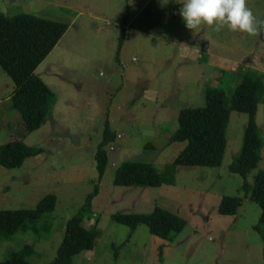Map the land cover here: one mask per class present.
Masks as SVG:
<instances>
[{"label":"rangeland","instance_id":"1","mask_svg":"<svg viewBox=\"0 0 264 264\" xmlns=\"http://www.w3.org/2000/svg\"><path fill=\"white\" fill-rule=\"evenodd\" d=\"M248 6L261 20L264 0H248ZM182 7L177 0H0L5 14L24 11L68 23L34 70L56 97L38 128H24L10 99L14 82L0 67V143L20 135L42 147L18 166L0 165V208L32 207L45 193L56 195L54 208L35 229L0 237V260L28 242L34 247L29 261L47 264L67 218L98 183L82 223L100 235L72 264H264V240L254 228L260 206L239 189L243 176L228 168L241 145L246 112L230 111L219 165L177 164L173 183H113L122 160H147L160 171L173 160L185 144L170 139L178 111L204 104L207 86L217 85L229 97L248 68L263 72L264 81V42L258 36L205 26L194 34L179 15ZM105 120L116 136L105 145L107 161L98 179L94 152ZM256 120L263 143L249 181L264 167V94ZM224 194L241 196L235 213L218 212ZM155 205L182 216V230L167 239L145 223L132 229L111 217Z\"/></svg>","mask_w":264,"mask_h":264},{"label":"trees","instance_id":"2","mask_svg":"<svg viewBox=\"0 0 264 264\" xmlns=\"http://www.w3.org/2000/svg\"><path fill=\"white\" fill-rule=\"evenodd\" d=\"M261 20H264V11ZM124 23L125 20L120 27L119 43L124 36ZM67 27L68 23L64 20L31 12L21 11L8 15L0 11V67L14 82L10 99L19 111L27 131L38 128L47 120L56 100L54 91L34 70ZM258 37L264 42V30ZM263 94V72L254 68L241 72V77L229 97L221 87L207 86L204 91V104L182 106L178 111L177 127L170 139L185 141V144L173 160L165 163L161 171L147 160H122L115 167L113 183H173L177 164L219 165L227 144L226 127L230 111L236 109L246 112L241 145L228 163V168L243 176L239 189H243L259 204L260 213L254 228L264 240V167L255 171L252 181L247 179L248 172L257 165L261 156L263 138L259 132L256 111ZM19 136L0 143V165L18 166L27 157L42 151L41 146L27 144ZM115 136L105 120L101 141L94 152L98 179L102 176L107 161L105 145ZM97 190L98 183L87 193L85 202L67 218L56 253L47 264H72L73 255L95 247L100 230L95 226L86 227L82 221ZM55 203L56 195L47 192L32 207L0 208V237H7L18 229H35V222L44 212L52 210ZM240 204V195L224 194L218 202L217 210L223 214L235 213ZM111 217L132 229L145 223L151 233L167 239L181 231L186 223L182 216L159 205H155L150 211H115L111 213ZM113 246L117 247L116 244ZM33 251V245L26 242L19 248L12 249L0 260V264H34L27 258Z\"/></svg>","mask_w":264,"mask_h":264},{"label":"clouds","instance_id":"3","mask_svg":"<svg viewBox=\"0 0 264 264\" xmlns=\"http://www.w3.org/2000/svg\"><path fill=\"white\" fill-rule=\"evenodd\" d=\"M183 4L179 10L185 26L196 30L201 26L220 32H231L258 36L264 30V20H258L248 6V0H177Z\"/></svg>","mask_w":264,"mask_h":264},{"label":"crops","instance_id":"4","mask_svg":"<svg viewBox=\"0 0 264 264\" xmlns=\"http://www.w3.org/2000/svg\"><path fill=\"white\" fill-rule=\"evenodd\" d=\"M49 52H50V51H49ZM49 52H48V53H49ZM42 61H43V60H41V62H42ZM252 61H254V60L252 59ZM41 62H40V63H41ZM40 63H39V64H40ZM36 67H37V66H36ZM254 69H255V68H254ZM258 71H259V70H258ZM257 109H258V108H257ZM256 113H257V111H256ZM21 123H23V122L21 121ZM23 125H24V124H23ZM73 256H74V255H73ZM90 256H91V255H90ZM82 257H83V254H82ZM78 259H79V260H83V258H78ZM72 261H73V257H72Z\"/></svg>","mask_w":264,"mask_h":264}]
</instances>
